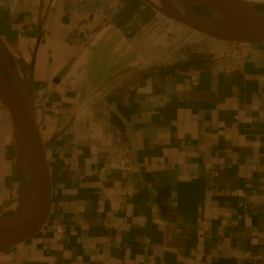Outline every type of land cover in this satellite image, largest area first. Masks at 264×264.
I'll return each instance as SVG.
<instances>
[{"label": "crops", "instance_id": "crops-1", "mask_svg": "<svg viewBox=\"0 0 264 264\" xmlns=\"http://www.w3.org/2000/svg\"><path fill=\"white\" fill-rule=\"evenodd\" d=\"M159 7L0 0V78L32 104L52 182L44 229L0 264H264V45L227 71L231 42ZM190 53L209 57L164 70ZM26 159L0 110V225L32 192Z\"/></svg>", "mask_w": 264, "mask_h": 264}, {"label": "water", "instance_id": "water-1", "mask_svg": "<svg viewBox=\"0 0 264 264\" xmlns=\"http://www.w3.org/2000/svg\"><path fill=\"white\" fill-rule=\"evenodd\" d=\"M181 3L184 12L175 6ZM254 4L242 0H160V10L180 24L215 40L245 41L264 45V19L253 9ZM202 8L214 14L217 22L202 20L192 13ZM220 29L225 36L218 35ZM0 110L10 119L19 150L26 154L32 169V192L25 194L19 215L0 225V254L28 242L40 233L50 216L52 182L45 150L36 125L32 104L18 100L0 78Z\"/></svg>", "mask_w": 264, "mask_h": 264}, {"label": "built area", "instance_id": "built-area-1", "mask_svg": "<svg viewBox=\"0 0 264 264\" xmlns=\"http://www.w3.org/2000/svg\"><path fill=\"white\" fill-rule=\"evenodd\" d=\"M252 47L251 43L245 41H234L230 43L228 54V63L226 65L227 71L239 70L241 64L248 56ZM117 167L123 172H129L132 168V161L127 152H122L115 160ZM60 232V228H57Z\"/></svg>", "mask_w": 264, "mask_h": 264}, {"label": "trees", "instance_id": "trees-1", "mask_svg": "<svg viewBox=\"0 0 264 264\" xmlns=\"http://www.w3.org/2000/svg\"><path fill=\"white\" fill-rule=\"evenodd\" d=\"M208 57H209V55H203V54H199V53H190V55L188 56V58L186 60L178 61L175 64L164 68V70L167 73H171L175 69L185 70V69H188L190 67L202 65L203 63H205L207 61L206 58H208ZM118 109L121 112V115L124 116L125 118H127L129 116L128 111L125 108H123L121 105L119 106ZM111 119H112L113 123H116L118 125L120 130L123 129V125L121 124L119 118L115 114L111 115Z\"/></svg>", "mask_w": 264, "mask_h": 264}, {"label": "bare ground", "instance_id": "bare-ground-1", "mask_svg": "<svg viewBox=\"0 0 264 264\" xmlns=\"http://www.w3.org/2000/svg\"><path fill=\"white\" fill-rule=\"evenodd\" d=\"M217 34L218 35H221V36H225L226 35V31L224 30V29H220V31L219 32H217ZM26 154H24V153H22V157L24 158V159H26V156H25ZM27 160V159H26ZM23 201V200H22ZM24 202V201H23ZM23 202H22V204H23Z\"/></svg>", "mask_w": 264, "mask_h": 264}, {"label": "rangeland", "instance_id": "rangeland-1", "mask_svg": "<svg viewBox=\"0 0 264 264\" xmlns=\"http://www.w3.org/2000/svg\"><path fill=\"white\" fill-rule=\"evenodd\" d=\"M209 38H211V37H209ZM213 39V38H212Z\"/></svg>", "mask_w": 264, "mask_h": 264}]
</instances>
